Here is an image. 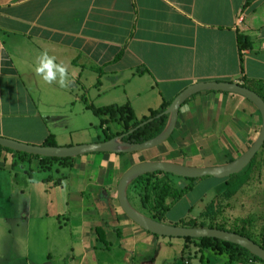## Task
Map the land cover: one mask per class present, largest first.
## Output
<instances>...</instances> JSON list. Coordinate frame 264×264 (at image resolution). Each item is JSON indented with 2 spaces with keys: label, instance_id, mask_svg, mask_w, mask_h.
Segmentation results:
<instances>
[{
  "label": "crops",
  "instance_id": "obj_1",
  "mask_svg": "<svg viewBox=\"0 0 264 264\" xmlns=\"http://www.w3.org/2000/svg\"><path fill=\"white\" fill-rule=\"evenodd\" d=\"M238 35L251 41L249 50L239 52ZM44 51L66 67L63 87L36 74L37 58ZM256 82L264 84V0H0L3 139L41 146L52 136L58 148L83 144L58 145L47 124L59 116L43 109L53 102L82 103L99 119L101 130L104 125L119 126L114 132L105 130L118 137L123 126L106 109L126 108L132 124L163 102L171 104L192 85ZM43 86L56 89L48 93ZM261 124L258 109L244 97L199 92L179 108L169 138L147 151L80 156L69 169H60L66 170L63 173L0 152V264H56L54 250L64 252L60 257L66 261L60 264H227L219 260L222 255L192 250L183 239L157 237L135 225L119 206L117 187L122 176L141 163L168 162L191 169L231 164L254 144ZM262 148L252 159L260 163L261 183ZM52 171L59 179L31 175ZM229 179L211 178L205 189L217 191ZM62 182L66 185L61 195L67 191V196L56 207L59 202L50 188H62ZM226 188L214 198L223 196ZM193 189L173 204L164 224L201 220L202 208L189 219L180 215L179 221L166 223L171 209L186 203ZM203 199L199 195L190 202L202 205ZM248 215L254 218L251 232L257 240V219L263 220L264 232V203ZM59 216L65 227L69 224L67 239L55 233V224L62 228ZM53 235L61 239L58 244Z\"/></svg>",
  "mask_w": 264,
  "mask_h": 264
},
{
  "label": "water",
  "instance_id": "obj_2",
  "mask_svg": "<svg viewBox=\"0 0 264 264\" xmlns=\"http://www.w3.org/2000/svg\"><path fill=\"white\" fill-rule=\"evenodd\" d=\"M199 92H224L237 94L252 102L258 109L262 124L257 139L249 150L238 160L219 168L191 169L168 162H146L135 165L129 169L119 181L117 187V199L122 212L135 225L144 231L161 238L169 239H215L230 243L245 249L251 257L264 263V249L253 243L251 240L225 231L215 229H192L185 227L168 226L156 223L137 213L128 203L126 190L128 185L137 177L148 173H163L172 177L200 180L213 178L225 180L240 174L250 164L252 159L264 144V103L254 93L248 91L238 84L232 83H199L188 87L179 94L162 115L168 117L167 124L163 131L154 139L142 144H128L123 141L125 135L115 137L109 141L90 145H81L67 148H45L41 146H29L0 138V148L16 153L27 154L40 158L73 159L91 154H131L147 151L163 144L172 134L178 111L181 105L191 96ZM161 116V115H160ZM157 116V117H160ZM152 119L141 124H147Z\"/></svg>",
  "mask_w": 264,
  "mask_h": 264
},
{
  "label": "trees",
  "instance_id": "obj_3",
  "mask_svg": "<svg viewBox=\"0 0 264 264\" xmlns=\"http://www.w3.org/2000/svg\"><path fill=\"white\" fill-rule=\"evenodd\" d=\"M238 48L239 52L242 50H249L251 48V41L242 35H238ZM248 91L254 93L260 100L264 103V84L262 83H249L242 86ZM170 105V102H163L159 109L156 111L150 112L149 116L142 118L138 122H133L132 124L129 121L132 120V114L126 108L119 109H106L104 111H108L111 118H116L115 121L119 122L123 126V131L118 134L125 135L123 141L128 144H142L147 141H150L156 138L164 129L167 122L166 116L158 115L162 114ZM152 119L151 122L140 126L141 124L147 122ZM117 135L108 134L104 137L101 142L109 141L115 138ZM41 147L45 148H56L57 145L52 136H48L42 143ZM264 149V146L263 148ZM6 151L11 153L12 155L25 158L27 160H37L39 163V169L45 170L50 169L51 167L55 169H69L71 167L72 159H55V158H40L34 157L27 154L16 153L6 149L0 148V152ZM260 168V163H256L255 159L249 164V166L242 172L241 176H237L234 180V183L230 184L229 181L226 183V190L223 193L226 194L227 190L232 188L235 183L239 179H244L251 172L258 173V169ZM170 175H166L163 173H148L145 175H141L135 178L128 186L127 189V201L129 205L140 215L143 217L150 219L156 223L164 224L165 214L170 210V208L178 202L181 198H183L192 188L196 181L198 180H190L189 184L185 186L181 190H176L172 188L166 177ZM59 183V182H55ZM254 218L248 217L245 219H240L237 221V225L233 229H226L220 225L213 224L211 220L206 226L203 222L196 223L193 220H182L178 223V227L185 228H194V229H215L220 231H225L229 233H233L242 237H245L251 240L253 243L264 249V232L263 228L260 231L259 241L254 240L252 237V228H253ZM98 240L101 241L99 233H97ZM185 242H197L199 249L201 250H210L218 255H225L227 257V264H246L248 262H259L256 258L250 256V254L243 248L239 246L222 242L215 239H183Z\"/></svg>",
  "mask_w": 264,
  "mask_h": 264
},
{
  "label": "rangeland",
  "instance_id": "obj_4",
  "mask_svg": "<svg viewBox=\"0 0 264 264\" xmlns=\"http://www.w3.org/2000/svg\"><path fill=\"white\" fill-rule=\"evenodd\" d=\"M55 84V83H54ZM45 91H49L48 93H52L56 88L54 86H43ZM58 91L56 94H59ZM91 94V98L93 97V92L89 91ZM54 94V95H56ZM63 102L66 101H59V103L53 102L52 104L45 105L43 109H47V111L51 113H55L54 115H58L59 119L55 120L56 122H52L51 120L48 122L47 127L52 131L54 134L57 135L58 139V145H65L67 143H72V145H75L76 143L80 142L83 143L81 145H90L95 144V142H101L105 136H107L106 128H109L111 131H117L119 130V126L115 124L109 125V127H106L104 125L103 130L98 128L99 119L95 116H93L88 110L83 109L82 103L79 105L78 103H74L71 105H63ZM68 141V142H67ZM78 145V146H81ZM74 147V146H72ZM261 157L258 155L257 158ZM25 169H28V166L24 165ZM59 171H62L59 169ZM66 170H63L61 173L65 172ZM248 175L244 179H239L235 185L227 190V193L223 196H220L219 198H214L217 193L225 189V187L221 186L217 191V187L213 191H206L205 186L207 184H210L211 178H205L200 179L196 181L193 185L192 195L186 199V203L182 202L178 205H176L174 208L171 209L169 215L167 216L166 223L168 222H176L179 221L178 217L180 215H186L188 216L185 219H189V217H193L197 214V209L202 208L204 210L203 217L199 222H203V224L206 226L207 222L211 220L213 224L220 225L226 229H233L237 225V221L240 220V218H248L252 217L248 214L253 213V209L255 208H262L264 203V182L261 183V180L256 172L247 173ZM31 175H33L36 178H45L46 177H53L54 180H56L59 177V173L57 172H31ZM242 172L240 173L241 176ZM238 178V177H237ZM59 179V178H58ZM236 177H230L229 183H234V180ZM167 182L169 185L176 189L180 190L182 186L188 185L189 181L182 180L176 177L167 176L166 177ZM58 182V180H57ZM56 185V184H55ZM65 182H62V188L54 186V189H51L52 192H54L55 200L59 203L55 202V206L57 207L61 200L67 196L61 193L65 191ZM52 186V184H51ZM197 186V187H196ZM201 195V198H204L202 201V205L195 202L194 204L190 201H193L196 196ZM64 201V200H63ZM61 205V204H60ZM55 207V209H56ZM190 207V208H188ZM24 208V206H23ZM1 210V209H0ZM61 210V209H59ZM56 210V211H59ZM4 210H1L3 212ZM185 216V217H186ZM262 216V214H261ZM60 220L59 223L61 224V231L57 229V224H55V233H58L61 235L62 239H67L65 236L69 233L68 231V225L67 227L64 226L66 224L62 219V216H59ZM208 219V220H207ZM261 219V218H260ZM235 220V221H234ZM234 221L233 223H231ZM198 222V223H199ZM165 223V219L163 221ZM231 223V224H230ZM263 223V220H256V229L259 232L261 231V225ZM230 224V225H229ZM167 225V224H166ZM177 226V223L169 224V226ZM230 227H229V226ZM194 229V228H192ZM68 235L67 237H69ZM54 244H58L61 240L60 238L56 239V235H53ZM259 241V239H257ZM188 245H192V250H198L199 247L197 242H187ZM64 245V244H62ZM109 247V250L111 249L110 246L107 244V248ZM188 248V247H187ZM195 252V251H194ZM64 252L62 250H58L53 252V261L56 262V264H60L61 262H65L66 258L61 259V255ZM68 255V251L66 252ZM55 254V255H54ZM192 255V254H191ZM66 257V256H65ZM196 257V256H195ZM198 257V256H197ZM220 261L225 262L227 261L226 257L224 255L218 257ZM193 264H198V262H193Z\"/></svg>",
  "mask_w": 264,
  "mask_h": 264
},
{
  "label": "clouds",
  "instance_id": "obj_5",
  "mask_svg": "<svg viewBox=\"0 0 264 264\" xmlns=\"http://www.w3.org/2000/svg\"><path fill=\"white\" fill-rule=\"evenodd\" d=\"M55 57L50 56L47 51L41 52L37 58L35 72L45 82L58 81L63 87L66 80V67L62 64L54 63Z\"/></svg>",
  "mask_w": 264,
  "mask_h": 264
},
{
  "label": "flooded vegetation",
  "instance_id": "obj_6",
  "mask_svg": "<svg viewBox=\"0 0 264 264\" xmlns=\"http://www.w3.org/2000/svg\"><path fill=\"white\" fill-rule=\"evenodd\" d=\"M180 179V178H179ZM182 180H187V179H182ZM187 181H190V180H187ZM176 227H178V226H176Z\"/></svg>",
  "mask_w": 264,
  "mask_h": 264
}]
</instances>
